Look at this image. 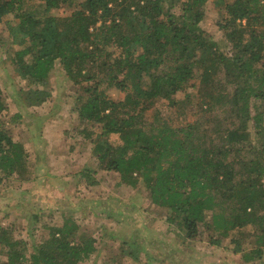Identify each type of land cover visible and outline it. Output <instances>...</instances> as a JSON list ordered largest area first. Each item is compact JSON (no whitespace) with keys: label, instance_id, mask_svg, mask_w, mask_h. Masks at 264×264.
<instances>
[{"label":"trees","instance_id":"1","mask_svg":"<svg viewBox=\"0 0 264 264\" xmlns=\"http://www.w3.org/2000/svg\"><path fill=\"white\" fill-rule=\"evenodd\" d=\"M181 1L0 0V24L9 14L18 20L8 26L18 48L10 64L28 86L18 96L28 108L45 104L52 96L44 87L59 62L78 87L80 127H100L94 153L101 170L118 173L119 185L135 187L142 180L152 203L168 211V223L188 240L202 228L224 239L236 232L232 242L240 248L244 237H253L252 252L260 257L264 0H218L228 15L222 28L229 51L201 28L208 0H185L177 13ZM63 8L64 14H57ZM144 75L151 79L146 87ZM192 80H199L196 96L205 112L218 108L228 115L224 128L213 131L210 121L174 129L160 123L158 111L149 125L146 113L156 101L177 107L174 96ZM102 85L129 92L116 101ZM192 98L187 95V101ZM21 120V114H11L0 89V193L13 178L36 180L25 146L12 137L11 127ZM80 133L89 140L95 136L91 130ZM48 230L46 240L31 244L0 225V255L6 264H80L96 253L95 240L71 218Z\"/></svg>","mask_w":264,"mask_h":264},{"label":"rangeland","instance_id":"2","mask_svg":"<svg viewBox=\"0 0 264 264\" xmlns=\"http://www.w3.org/2000/svg\"><path fill=\"white\" fill-rule=\"evenodd\" d=\"M182 2L185 0L175 8L177 13L181 12ZM202 8L205 35L222 50H231L222 28L228 19L224 4L208 0ZM64 10L57 14H64ZM17 23L15 14H9L0 24V89L11 114L22 115V120L11 127L12 137L25 146L37 173L34 181L13 178L9 188L0 193V225L14 229L16 237L40 244L48 238L49 227H61L64 219L71 218L96 242V253L80 264H264V252L260 257L252 252L256 247L253 237H244L238 248L232 242L238 238L236 232L224 239L202 228L194 240H188L177 225L168 223V211L152 203L142 180L135 187L119 185L118 173L101 170L94 153L95 134L100 127H80L75 112L78 87L59 62L44 87L52 97L40 107L23 105L18 95L20 90H27V82L10 64L18 48L8 26ZM150 80L144 75V87ZM199 86V80H192L185 91L174 96L177 107L167 100H157L146 113V121L150 125L158 111L163 120L160 123L174 129L184 123L199 128L198 124L212 121V130H221L228 115L218 108L205 112L206 107L202 108L196 96ZM101 88L116 101H123L129 92L106 85ZM188 94L193 97L191 101H187ZM256 104L261 105L259 101ZM83 129L91 130L94 139L85 138L80 133ZM245 256L253 261L245 262ZM6 263L0 255V264Z\"/></svg>","mask_w":264,"mask_h":264}]
</instances>
